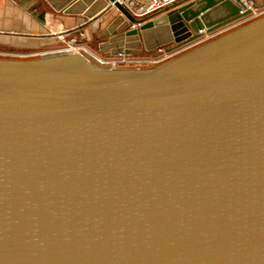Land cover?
<instances>
[{
	"label": "water",
	"instance_id": "water-1",
	"mask_svg": "<svg viewBox=\"0 0 264 264\" xmlns=\"http://www.w3.org/2000/svg\"><path fill=\"white\" fill-rule=\"evenodd\" d=\"M207 1L141 29L249 14L181 31ZM0 264H264V16L153 66L0 57Z\"/></svg>",
	"mask_w": 264,
	"mask_h": 264
},
{
	"label": "crops",
	"instance_id": "crops-1",
	"mask_svg": "<svg viewBox=\"0 0 264 264\" xmlns=\"http://www.w3.org/2000/svg\"><path fill=\"white\" fill-rule=\"evenodd\" d=\"M93 1L0 0V47H32L54 40L59 42L60 33L76 29H84L88 41L94 36L116 33L117 31L110 28L106 30V24L112 19L110 14L99 19L86 18L83 15L84 7ZM255 1L259 5L264 4V0ZM111 23L110 27L113 25ZM128 39L122 38L120 43L123 44Z\"/></svg>",
	"mask_w": 264,
	"mask_h": 264
},
{
	"label": "built area",
	"instance_id": "built-area-1",
	"mask_svg": "<svg viewBox=\"0 0 264 264\" xmlns=\"http://www.w3.org/2000/svg\"><path fill=\"white\" fill-rule=\"evenodd\" d=\"M108 1V5L106 8L96 17H103V15L110 14L113 18V23L117 22V25L114 27L113 31L126 29L128 31L132 30H140L141 27L148 21H153L156 18L164 16L167 12L177 9L179 6L186 5L188 3H192L196 0H115L124 6L129 13L138 20L137 23L131 22L128 18L115 6L114 2ZM243 7L241 8V13H246L249 11V14L235 20L225 26H222L214 31H207V29H202L200 31L201 35L194 41L184 44L182 47H177L171 51L167 49L164 50L161 48V52H164L165 55L161 58H149V59H141V60H128L126 64L128 67H133L131 65H145L153 66L163 61H166L180 53L191 49L199 44H202L206 41H209L215 37H218L238 26L246 24L250 21L258 19L264 16V4L259 5L255 0H242ZM71 35V39L65 41V39ZM62 42L66 43L65 47L60 49L62 51H66L69 53H81L84 55H93L92 52L87 48L84 44V41L87 39V33L84 29H76L73 31H64L58 36ZM66 37V38H65ZM134 41V40H132ZM100 61V60H99ZM103 63V61H100ZM113 63V62H112ZM117 62L113 63V66H116ZM151 64V65H150ZM141 67V66H137Z\"/></svg>",
	"mask_w": 264,
	"mask_h": 264
},
{
	"label": "rangeland",
	"instance_id": "rangeland-1",
	"mask_svg": "<svg viewBox=\"0 0 264 264\" xmlns=\"http://www.w3.org/2000/svg\"><path fill=\"white\" fill-rule=\"evenodd\" d=\"M113 18L111 21H108L109 23L106 24V27H110L112 24ZM153 30V28H152ZM140 32V30H138ZM129 33L128 30H117L116 33L112 34H106L105 36H94L92 40H85L84 44L87 46V48L92 52L93 55H86L94 64L100 65V66H113L114 62L116 63L117 67H128V60H141V59H149V58H155L157 56L158 59L163 57L165 55L164 52H161V48L164 50L168 49L170 46L175 45V43H169L167 45H163L160 47H155L153 49L150 48H137L135 45H128L126 48H121L119 43L122 38L127 36ZM167 34V33H166ZM155 36V34H154ZM154 38V37H153ZM71 39V35H69L65 41H68ZM111 39H117V44L110 45L104 47V45ZM150 39V38H149ZM139 40V39H138ZM144 40V39H143ZM139 41H142L140 39ZM145 42V41H144ZM121 44V43H120ZM66 43L62 41H53L48 42L45 44H41L38 46H32V50H30L31 47H20L15 45H5L0 47V57L5 58H31L33 56H37L39 54H42L47 51H54V50H60L64 48ZM185 48V46H182ZM189 50V49H188ZM29 52L32 53V56L27 55ZM103 61L101 63L100 61ZM113 62V63H112ZM151 65V64H150ZM133 67L141 66L145 67V65H131Z\"/></svg>",
	"mask_w": 264,
	"mask_h": 264
},
{
	"label": "bare ground",
	"instance_id": "bare-ground-1",
	"mask_svg": "<svg viewBox=\"0 0 264 264\" xmlns=\"http://www.w3.org/2000/svg\"><path fill=\"white\" fill-rule=\"evenodd\" d=\"M223 4H220L221 6H216V7H208L210 5V1L205 2L202 6H204L206 9L204 8H192L191 11L189 12V14L185 16H182L183 18V22H184V26H182L180 28V30L182 31L183 28L187 29L188 32L194 31L196 30L197 26H199L200 24H204L205 20H212L217 18L219 15H223V14H229L230 12L233 11V4H239L241 7H243V1L242 0H222ZM197 13H203V15H207L204 17V21L200 19L199 16H195V14ZM201 16V17H202ZM177 19V18H175ZM187 19V20H186ZM182 22V23H183ZM117 25V22H115V24L113 23V25L111 27H108L106 30H108L110 28L114 29V27ZM175 25V24H174ZM173 24H171V21L169 20H165L162 19V21L158 22L157 24L153 25L152 27H148L146 29H140L139 35L143 36L145 34V36L147 37V41L148 43L150 42L151 44H155L156 42H160V41H167L170 43H176L175 40L177 39V36H175L176 33H174L173 30H171ZM153 28V30H152ZM167 33V34H166ZM155 34V36H154ZM174 34V35H173ZM150 39H149V38ZM154 37V38H153ZM142 38V37H141ZM118 40L117 39H111L109 40L104 47L106 46H110V45H114L117 44ZM120 41V40H119ZM121 42V41H120ZM147 42H144V40L142 39V41H136V47L137 48H148L150 46H152L151 44L148 45ZM120 50H122L121 48H126V46L124 44H120L119 45Z\"/></svg>",
	"mask_w": 264,
	"mask_h": 264
},
{
	"label": "flooded vegetation",
	"instance_id": "flooded-vegetation-1",
	"mask_svg": "<svg viewBox=\"0 0 264 264\" xmlns=\"http://www.w3.org/2000/svg\"><path fill=\"white\" fill-rule=\"evenodd\" d=\"M176 44V43H175ZM30 50H32V47L30 48ZM27 55H30V56H32V53L31 52H29V54H27Z\"/></svg>",
	"mask_w": 264,
	"mask_h": 264
}]
</instances>
